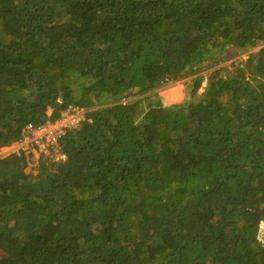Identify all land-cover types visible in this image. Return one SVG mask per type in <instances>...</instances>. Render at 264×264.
<instances>
[{"label": "trees", "instance_id": "16d2710c", "mask_svg": "<svg viewBox=\"0 0 264 264\" xmlns=\"http://www.w3.org/2000/svg\"><path fill=\"white\" fill-rule=\"evenodd\" d=\"M70 106L0 158V264H264V0H0V149Z\"/></svg>", "mask_w": 264, "mask_h": 264}, {"label": "built area", "instance_id": "2783aa9c", "mask_svg": "<svg viewBox=\"0 0 264 264\" xmlns=\"http://www.w3.org/2000/svg\"><path fill=\"white\" fill-rule=\"evenodd\" d=\"M88 112V109L70 106L55 121L27 124L22 132L23 138L16 142L21 146V153L27 154L28 151L37 154L38 159L43 158L53 164L62 163L67 155L63 152L61 140L69 132L80 128L84 121H91L87 117Z\"/></svg>", "mask_w": 264, "mask_h": 264}, {"label": "rangeland", "instance_id": "374dc122", "mask_svg": "<svg viewBox=\"0 0 264 264\" xmlns=\"http://www.w3.org/2000/svg\"><path fill=\"white\" fill-rule=\"evenodd\" d=\"M260 48H254L252 49V52H257ZM246 57V55H242L241 57L238 58V60H244ZM231 63H232V60L231 61H228V62H225V63H221L218 65V67H223V66H229L230 68L232 67L231 66ZM207 73H209V71L205 70L203 71L202 73L200 74H197L196 76H201V77H204L206 78L207 77ZM196 76H193V77H196ZM205 80H202L200 81V83L202 84V90L199 91V94L202 93L203 89H204V86L206 85V82H204ZM76 84V83H75ZM78 85V84H76ZM177 85H180L181 86V93H182V98L180 100H175L173 99V101H165L164 98L165 97V91H168L170 90L172 87H175ZM79 86V85H78ZM187 88V90H186ZM192 88V82H191V78L190 79H184V80H181L179 82H176V83H172V84H168V85H165L164 87L156 90L158 92V95L159 97L162 99L163 103L165 105H174V104H179V103H182L184 102L187 98H188V94L190 93V90ZM172 97V96H171ZM137 98V97H136ZM130 99H135V96L133 98H130ZM98 108H93L92 110H96ZM90 111V110H89ZM51 113L50 110L47 111V114L49 115ZM21 146L17 143L15 144H12L11 146L9 147H4V148H1L0 149V158H5L6 156L10 155V154H20L22 152ZM27 154H25L27 157H28V161H30L28 167L24 170L25 174H29V173H36L35 171V167H38L39 166V159H38V156L37 154H34L32 153L30 155V152H26ZM33 157V158H32ZM32 171V172H31ZM4 258L3 254L0 253V258Z\"/></svg>", "mask_w": 264, "mask_h": 264}, {"label": "clouds", "instance_id": "9594fccd", "mask_svg": "<svg viewBox=\"0 0 264 264\" xmlns=\"http://www.w3.org/2000/svg\"><path fill=\"white\" fill-rule=\"evenodd\" d=\"M205 86H206V85H205ZM205 86H204V87H205ZM15 143H16V142H15Z\"/></svg>", "mask_w": 264, "mask_h": 264}]
</instances>
